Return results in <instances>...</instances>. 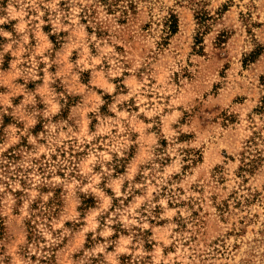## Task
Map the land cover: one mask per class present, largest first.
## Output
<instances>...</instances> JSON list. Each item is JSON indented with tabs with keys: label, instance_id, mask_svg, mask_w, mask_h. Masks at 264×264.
Masks as SVG:
<instances>
[{
	"label": "rangeland",
	"instance_id": "374dc122",
	"mask_svg": "<svg viewBox=\"0 0 264 264\" xmlns=\"http://www.w3.org/2000/svg\"><path fill=\"white\" fill-rule=\"evenodd\" d=\"M0 0V264H264V0Z\"/></svg>",
	"mask_w": 264,
	"mask_h": 264
},
{
	"label": "trees",
	"instance_id": "16d2710c",
	"mask_svg": "<svg viewBox=\"0 0 264 264\" xmlns=\"http://www.w3.org/2000/svg\"><path fill=\"white\" fill-rule=\"evenodd\" d=\"M119 0H108V8L112 9L115 4H117ZM128 8H132L134 6V3L132 0H128L127 5Z\"/></svg>",
	"mask_w": 264,
	"mask_h": 264
}]
</instances>
